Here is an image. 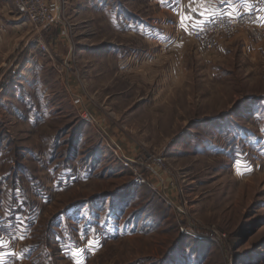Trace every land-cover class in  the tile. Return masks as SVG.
<instances>
[{"label": "rangeland", "instance_id": "1", "mask_svg": "<svg viewBox=\"0 0 264 264\" xmlns=\"http://www.w3.org/2000/svg\"><path fill=\"white\" fill-rule=\"evenodd\" d=\"M196 1L2 21L0 248L20 264H264V19L200 42Z\"/></svg>", "mask_w": 264, "mask_h": 264}, {"label": "built area", "instance_id": "2", "mask_svg": "<svg viewBox=\"0 0 264 264\" xmlns=\"http://www.w3.org/2000/svg\"><path fill=\"white\" fill-rule=\"evenodd\" d=\"M16 12L24 16L31 26L40 31H49L56 23V13L51 8L49 0H10ZM261 10L257 7L238 11L235 15L225 14L200 25H189V33L197 41L203 42L220 29L243 26H257ZM259 28V27H258ZM160 161H156V165ZM140 183H143L140 182Z\"/></svg>", "mask_w": 264, "mask_h": 264}, {"label": "crops", "instance_id": "3", "mask_svg": "<svg viewBox=\"0 0 264 264\" xmlns=\"http://www.w3.org/2000/svg\"><path fill=\"white\" fill-rule=\"evenodd\" d=\"M196 2L197 3L194 4L195 9H193L194 7L192 8L194 11V18L188 20V17L185 21H193L196 24L205 23L222 14L235 15L242 9L248 10L254 7L261 10V19H264V0H197ZM10 4L11 2L9 0H0V12H3V18L0 16V30H2V21L6 23L5 26L9 30L13 31L20 23L19 20L21 17L17 14L13 6L12 8H14L15 16L10 15ZM7 9L9 11L7 15H4V12H7ZM201 13H203V15ZM23 260V257L17 252V250L11 249L9 245L8 247L4 246V244L1 246L0 264H20Z\"/></svg>", "mask_w": 264, "mask_h": 264}, {"label": "snow or ice", "instance_id": "4", "mask_svg": "<svg viewBox=\"0 0 264 264\" xmlns=\"http://www.w3.org/2000/svg\"><path fill=\"white\" fill-rule=\"evenodd\" d=\"M203 15V13H201ZM184 19H187V17H185ZM182 23H183V20H182Z\"/></svg>", "mask_w": 264, "mask_h": 264}]
</instances>
